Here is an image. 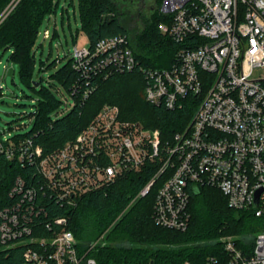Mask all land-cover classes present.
<instances>
[{"label": "built area", "instance_id": "obj_1", "mask_svg": "<svg viewBox=\"0 0 264 264\" xmlns=\"http://www.w3.org/2000/svg\"><path fill=\"white\" fill-rule=\"evenodd\" d=\"M160 12V32L179 46L170 67L141 63L127 34L75 45L72 67L89 83L99 74L141 71L146 100L170 110L194 96L196 110L182 131L164 139L160 129L124 119L118 105L105 104L73 141L50 153L31 137L4 135L0 151L9 160L36 164L42 180L36 188L17 176L10 204L0 210L1 241L26 244L27 264H98L90 251L105 244L97 239L79 246L67 216L45 223L51 236H32V221L44 210L40 192L76 208L86 194L147 165L153 176L137 197L157 186L153 218L161 226L188 228L196 186L218 188L231 207L263 221L249 249L224 236L220 255L182 264H264V0H163ZM78 82L71 97L81 93Z\"/></svg>", "mask_w": 264, "mask_h": 264}, {"label": "trees", "instance_id": "obj_2", "mask_svg": "<svg viewBox=\"0 0 264 264\" xmlns=\"http://www.w3.org/2000/svg\"><path fill=\"white\" fill-rule=\"evenodd\" d=\"M162 1L156 0L157 8L152 10L146 7V0H79L83 31L91 46L101 38L127 34L141 63L154 68L170 67L179 46L158 28V23L164 20L160 12ZM57 6L55 0H0V50L13 49L21 79L35 89L39 83L42 96L37 109L30 114L34 119L32 128L24 134L13 135L14 138L31 137L44 153H50L73 141L105 104L118 105L124 119L160 129L164 139H170L189 124L197 107L194 96H188L182 107L174 110L156 106L146 100L145 77L141 71L99 74L92 76L89 83L73 69L71 58L52 78L57 79L69 95L77 80L81 93L92 87L93 90L86 98L81 93L73 95L74 105L59 117L57 111L62 101L51 87L43 85L42 76H34L37 37L46 17L55 12ZM3 134L0 130V143L4 142ZM153 170L147 165L140 172L130 173L105 188L90 192L76 208L62 205L49 194L40 192L38 202L44 210L32 221V236H51L52 229L45 223L53 216L69 218L68 227L77 237L79 246L107 232L105 244L90 251L98 264H182L186 260L201 263L223 252L219 239L224 236H240L235 240L244 249L253 245L256 233L263 228L262 219L251 211L231 207L227 197L216 187L196 186V191H192L191 219L186 230L157 224L153 218L157 186L147 195L137 197L153 176ZM19 175L29 186L39 188L42 183L36 164L9 160L0 151V210L10 204V189ZM134 198L135 203L126 210ZM25 249L24 243L7 246L0 238V264H27Z\"/></svg>", "mask_w": 264, "mask_h": 264}, {"label": "rangeland", "instance_id": "obj_3", "mask_svg": "<svg viewBox=\"0 0 264 264\" xmlns=\"http://www.w3.org/2000/svg\"><path fill=\"white\" fill-rule=\"evenodd\" d=\"M55 1L58 3L56 11L46 17L34 47V76H42L43 85L51 87L62 101L63 104L57 111V115L61 117L69 111L73 99L52 75L71 58L75 45H89L90 42L82 28L79 0ZM157 3L156 0H146L145 5L154 10ZM46 30H49L48 38L45 37ZM255 74L257 76L258 71ZM0 84L3 86L0 92V130L4 132L3 135L9 132L12 135L28 132L34 123L30 114L37 109L42 96L39 85L35 89L21 79L19 64L13 58L12 48L0 50ZM135 201L136 198L129 203L126 210ZM107 234L105 232L97 239L105 240ZM239 237L233 236L234 239Z\"/></svg>", "mask_w": 264, "mask_h": 264}, {"label": "water", "instance_id": "obj_4", "mask_svg": "<svg viewBox=\"0 0 264 264\" xmlns=\"http://www.w3.org/2000/svg\"><path fill=\"white\" fill-rule=\"evenodd\" d=\"M37 85H39V83H37ZM193 190L196 191V188L194 187Z\"/></svg>", "mask_w": 264, "mask_h": 264}]
</instances>
